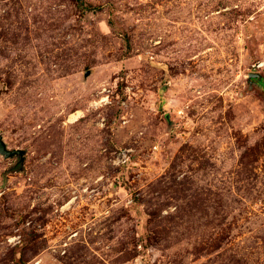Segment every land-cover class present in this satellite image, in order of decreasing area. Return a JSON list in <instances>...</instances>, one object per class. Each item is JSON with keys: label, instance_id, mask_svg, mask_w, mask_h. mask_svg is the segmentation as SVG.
<instances>
[{"label": "rangeland", "instance_id": "374dc122", "mask_svg": "<svg viewBox=\"0 0 264 264\" xmlns=\"http://www.w3.org/2000/svg\"><path fill=\"white\" fill-rule=\"evenodd\" d=\"M0 142V264H264V0H0Z\"/></svg>", "mask_w": 264, "mask_h": 264}, {"label": "built area", "instance_id": "2783aa9c", "mask_svg": "<svg viewBox=\"0 0 264 264\" xmlns=\"http://www.w3.org/2000/svg\"><path fill=\"white\" fill-rule=\"evenodd\" d=\"M126 155V154H125ZM120 158L123 160L124 159V155L121 154L120 155ZM9 242V245L11 246H16L17 244L20 243V236H13L11 240L8 241Z\"/></svg>", "mask_w": 264, "mask_h": 264}, {"label": "bare ground", "instance_id": "6f19581e", "mask_svg": "<svg viewBox=\"0 0 264 264\" xmlns=\"http://www.w3.org/2000/svg\"><path fill=\"white\" fill-rule=\"evenodd\" d=\"M80 117L79 113H75L69 116V122L72 123L73 121H76Z\"/></svg>", "mask_w": 264, "mask_h": 264}, {"label": "water", "instance_id": "95a60500", "mask_svg": "<svg viewBox=\"0 0 264 264\" xmlns=\"http://www.w3.org/2000/svg\"><path fill=\"white\" fill-rule=\"evenodd\" d=\"M249 78H257V75L256 74H251L250 76H249ZM0 153L1 154H3V145H2V143L0 142Z\"/></svg>", "mask_w": 264, "mask_h": 264}]
</instances>
